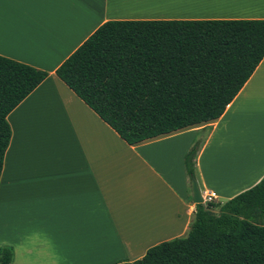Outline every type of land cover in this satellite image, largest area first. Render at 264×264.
Here are the masks:
<instances>
[{
  "label": "crops",
  "instance_id": "crops-1",
  "mask_svg": "<svg viewBox=\"0 0 264 264\" xmlns=\"http://www.w3.org/2000/svg\"><path fill=\"white\" fill-rule=\"evenodd\" d=\"M264 20V0H0V56L47 73L6 117L0 248L10 264L135 261L195 219L184 157L215 206L264 176V57L224 113L127 144L55 74L100 25Z\"/></svg>",
  "mask_w": 264,
  "mask_h": 264
},
{
  "label": "trees",
  "instance_id": "trees-1",
  "mask_svg": "<svg viewBox=\"0 0 264 264\" xmlns=\"http://www.w3.org/2000/svg\"><path fill=\"white\" fill-rule=\"evenodd\" d=\"M264 57V20H120L100 25L56 76L127 144L218 119ZM47 73L0 56V173L7 115ZM200 144L184 157L194 179ZM216 207L195 205L187 234L115 264H264V176ZM12 249L0 248V264Z\"/></svg>",
  "mask_w": 264,
  "mask_h": 264
},
{
  "label": "water",
  "instance_id": "water-1",
  "mask_svg": "<svg viewBox=\"0 0 264 264\" xmlns=\"http://www.w3.org/2000/svg\"><path fill=\"white\" fill-rule=\"evenodd\" d=\"M191 193H192V202L197 205L201 204L206 206L207 203L203 200L200 189L195 179L191 180Z\"/></svg>",
  "mask_w": 264,
  "mask_h": 264
},
{
  "label": "built area",
  "instance_id": "built-area-1",
  "mask_svg": "<svg viewBox=\"0 0 264 264\" xmlns=\"http://www.w3.org/2000/svg\"><path fill=\"white\" fill-rule=\"evenodd\" d=\"M202 195L203 200L208 204V203H214L215 202V197L213 194H206Z\"/></svg>",
  "mask_w": 264,
  "mask_h": 264
},
{
  "label": "rangeland",
  "instance_id": "rangeland-1",
  "mask_svg": "<svg viewBox=\"0 0 264 264\" xmlns=\"http://www.w3.org/2000/svg\"><path fill=\"white\" fill-rule=\"evenodd\" d=\"M209 212L212 213V214H217V213H218V208H217V206L214 207V208H212L211 210H209Z\"/></svg>",
  "mask_w": 264,
  "mask_h": 264
}]
</instances>
